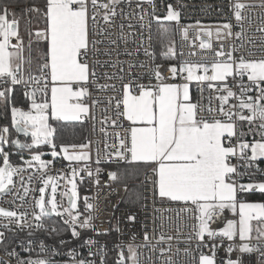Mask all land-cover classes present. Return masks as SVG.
<instances>
[{
    "label": "snow or ice",
    "instance_id": "snow-or-ice-1",
    "mask_svg": "<svg viewBox=\"0 0 264 264\" xmlns=\"http://www.w3.org/2000/svg\"><path fill=\"white\" fill-rule=\"evenodd\" d=\"M120 0H108L107 3H98V0H44L43 6L31 4L22 8L21 15L36 13L42 16L44 28L35 31L37 42L43 41L45 49L39 59L43 63L38 64L37 74L32 71V32H28L27 53L25 56V38L20 32L21 17L11 10L7 3H0V103L6 108L10 105L11 127L16 132H22L29 142H21L18 139H10L9 127H0V195L11 193L15 187L14 177L21 172L36 167L38 171L45 169L51 160L42 159V153L37 146L48 145L51 148V156L57 157L63 154V159L69 162L88 161L90 155L85 151L88 144H61L54 141L55 129L49 123L50 118L57 121H78L89 114V105L83 102L88 96L89 83L101 90H113L116 84L97 83L98 73L96 67H115L111 60L89 61V56H112L109 49L97 48L99 44H115V40H94V35H104L108 29L97 22L98 9L103 8L101 19L105 24H111L116 16V5ZM153 8L152 18L156 21L180 20V12L172 4L167 5L166 15L156 16L153 0H140ZM89 4L92 6L89 14ZM228 8L235 25L231 22L218 24L215 29L200 26L196 22L198 32H203L209 37L208 41L201 40V49L212 50L211 38L215 35L219 41V48L215 50L214 59L208 61H183L177 67L170 65L168 68L171 78L181 83H166L165 77L159 71V65L152 70V76L157 81L155 84H143L139 82L136 74L129 72L131 79L125 82L124 75L102 73L105 79H119L120 95L109 98L116 100L117 115L130 122L126 132V138L120 140V148L115 151L117 162L120 160L132 162H144L152 168L153 195L167 198L173 202H183L186 207L183 211H192L194 223L192 231L187 237L189 241L195 240L196 247L193 252L184 249L186 256H191L188 264H252V255L257 254L256 260L264 264V202H248L247 197L254 193L264 194V180L249 183L239 182L243 177L255 175L264 170L259 168L258 161L264 160V56L245 57L235 55L236 47L229 45L225 50V41L236 39L243 42L245 35L244 22L251 24V17L244 15V10L254 7L242 3L241 0H233ZM264 9V0L259 5ZM11 17V18H10ZM144 16H140V27L144 28ZM264 25V16L261 17ZM132 27L131 24L128 25ZM150 27V25H149ZM191 27V26H190ZM238 27L239 31H233ZM120 41H125L124 25H120ZM98 29V31L96 30ZM169 28L161 27L159 30L160 42L163 46L168 40ZM187 38L188 28L182 29ZM257 31L264 33V26ZM151 38V37H150ZM199 38V37H198ZM142 43V41H141ZM249 44L254 41L249 38ZM243 47V43L240 44ZM264 47V43H262ZM131 56L132 52H126ZM119 55V53H117ZM145 55L153 57L154 53L145 49ZM162 56H175L174 47L169 44ZM122 61L116 64L122 65ZM27 65V67H25ZM134 65L129 64L131 69ZM143 67V63L140 65ZM119 71L123 73L121 66ZM229 77L239 81L237 87L239 93L229 87ZM247 78V83L244 78ZM192 82L207 83L210 90L222 92L217 97L218 106H211L212 98L209 97L208 106L202 108L198 103H193L190 95ZM24 86L23 95L30 101L27 110L15 106L12 101L17 86ZM203 89H201V92ZM42 94V101L38 102L37 94ZM252 93H255L253 95ZM230 98L237 103L225 110ZM99 100H93V106ZM122 106V110H121ZM217 113V115H202V113ZM113 124L116 122L113 121ZM247 124V132L240 130V126ZM251 136L252 139H246ZM11 144L17 149L30 150V159H20L23 164L13 165L10 161L11 152L6 151L4 145ZM59 147V151L57 148ZM72 151H69V149ZM79 149V151H77ZM111 158V157H110ZM232 158L239 163L233 164ZM99 163V161H97ZM243 168V171L239 169ZM255 171H252V169ZM100 170L97 169V172ZM79 170L72 169L73 179L68 181L70 190L63 193L68 197V207L59 211V205L55 200L57 185L53 177L44 180V185H50L53 196L46 198L45 187L39 188L40 196L35 199V208L38 213H33L37 221L36 228H42V220L55 213L63 217L65 213L68 219L63 224L70 229L72 238H81L82 234L77 229L93 230V205L85 198V214L78 210V191L75 177ZM88 175L91 177L92 172ZM110 180H117V172H109ZM23 180V177H21ZM31 180V177L29 178ZM81 180L83 177L81 176ZM96 183H99L97 180ZM28 188L24 187L25 199ZM127 190V186H126ZM225 209H230L234 214L233 219L224 221L222 227L212 228L210 223L213 215L222 214ZM27 213L18 212L0 207V219L7 223L0 227L12 231L10 225L16 227L27 226ZM128 221L134 222L135 215H128ZM255 222V224H254ZM54 226L51 231L59 233L64 231ZM116 226V231H119ZM31 234V233H30ZM99 234V233H97ZM6 238L4 231H0V242ZM147 241L148 235L144 234ZM165 239L164 236L160 237ZM167 239H171L168 237ZM219 239L220 244L215 243ZM225 256L217 260V249L224 246ZM238 239V242H237ZM67 241L60 240L62 246ZM98 241L92 238L84 239L83 244L88 247L90 257L97 255L92 252V246ZM31 244V242H29ZM46 245L41 242L40 253L35 258L31 254L25 259H17L16 264H59L53 259L55 255H62L56 249L51 254L46 252ZM128 255L120 253L118 264H140L139 253L131 244L127 246ZM209 248V253L204 251ZM104 246H100V264H105L103 256ZM9 258L18 254L13 248L4 249ZM31 253V247L25 248ZM166 249L161 248L162 255ZM193 253H198L195 255ZM67 255L71 257V264H95L91 259H77L75 249ZM0 264H9L0 260ZM63 264H68L64 261ZM165 264H173L171 257Z\"/></svg>",
    "mask_w": 264,
    "mask_h": 264
},
{
    "label": "built area",
    "instance_id": "built-area-1",
    "mask_svg": "<svg viewBox=\"0 0 264 264\" xmlns=\"http://www.w3.org/2000/svg\"><path fill=\"white\" fill-rule=\"evenodd\" d=\"M108 0H98V3H107ZM233 0H153L155 5V15L164 16L167 12V5L172 4L180 12L179 22H175V65L178 67L183 61H208L211 62L214 59L215 50L219 48V41L215 35L212 36L211 42L213 44L212 50L201 49L199 47L202 38L209 37L198 32V26L196 22L200 21V26L205 28H212L213 30L218 24L225 22H231L235 25V19L231 15V11L228 8V4ZM242 3L253 5L254 7L244 10V15L251 17V24L245 20L244 28L245 35L244 40L231 39L225 41V50H228L229 45L236 47L235 55L237 58L243 54L245 57H261L264 56V33L257 31L258 27L264 26L261 23V17L264 16V9L259 7L261 0H241ZM140 0H120V3L116 5V16L112 19L111 24H105L101 19L104 12L103 8L98 9L97 22L108 31L104 35H94V40H115V44H99L97 48L104 50L109 49L112 51V56H89V61L93 60H111L115 67H96L98 73L97 83L99 84H116L117 88L113 90H101L89 83V95L85 97L87 105H89V114L83 116L82 121L87 126V137L84 144H88V148L85 151L89 152L90 159L88 161L69 162L63 159V154L60 153L57 157H48V160L53 161L45 169L38 171L36 167L27 169L14 177L15 187L11 193L0 195V207L16 210L18 212H26L27 226L18 228L13 223L10 225L12 231L0 227V231H4L5 234L10 232L12 234H22L24 236L17 238L13 244L8 248H13L17 252L16 257L9 258L5 250L0 249V260L8 261L9 264H16L17 259H25L30 254L33 258L40 253V245L43 242L46 245V252L51 254L53 249H56L62 255H55L53 259L63 264L64 261H68L71 264V257L67 253L75 249L77 253V259H91L95 261V264H100V246L103 245V256L105 264H118L120 260V253L123 252L125 256L128 255L127 246L131 244L137 249L139 253L140 264H165V261L171 257L173 264H188L191 260V256H186L184 249H189L190 252L196 247L195 240L189 241L187 237L192 231V225L195 222L193 219L192 211H183L186 207L183 202H173L168 199H162L158 195H153L152 185V169H147L141 178V201L137 206L121 207L120 202L125 195L124 185L111 182L108 173L111 165L128 164L131 163L130 157L128 161L120 160L117 162L115 157V151L120 148V140L126 138V132L130 125L126 122L125 118L117 115L116 100L109 98L118 97L120 95L119 85L121 81L117 79L108 80L99 75L102 73L124 75V80L131 79L128 75L132 72L137 75L139 82L143 84H155L157 81L152 76V70L156 65H159V71L168 81L170 73L168 68L170 63L162 62L157 63L155 55L154 58L145 55V49L154 53V24L155 19L152 18L153 8L147 3H141V7L137 8V4ZM92 6L89 4V14L91 15ZM144 16V28L140 27V16ZM123 24V32L125 33V41H120L121 28ZM132 27L129 28L128 25ZM150 25V27H149ZM191 26V27H190ZM188 28L187 38H185L182 29ZM98 31V29H96ZM238 27H234L233 31H239ZM151 37V38H150ZM199 37V38H198ZM251 38L254 44H249L248 40ZM142 41V43H141ZM243 43V47L240 44ZM126 52H132L131 56L126 55ZM119 53V55H117ZM28 53L25 52V56ZM117 61H122V65L116 64ZM40 63H43L41 61ZM134 65L131 69L129 64ZM143 63V67H141ZM123 67V73L119 71L120 67ZM27 67V65H25ZM32 67V65H31ZM33 74H36L33 72ZM38 75V73H37ZM183 82V78L177 80ZM239 81L233 80L229 77V87L233 91L239 93V88L236 86ZM244 82L247 83V78H244ZM194 92L193 103H198L202 108L208 106L209 97L212 98L211 106L217 108V97L222 94L215 90H210L207 87V83L200 84L198 82H192L191 85ZM16 89L24 92V86H17ZM15 89V90H16ZM201 89L203 91L201 92ZM255 95V93H252ZM38 102L42 101V94H37ZM93 100H99V103L93 106ZM13 101V99H12ZM237 103L234 98H230L226 111L229 110L231 105ZM30 104V102H29ZM22 105H15L24 110L29 107ZM122 110V106H121ZM9 116L10 105L8 106ZM202 115H217V113L204 112ZM51 118L49 120V123ZM116 123L113 124L112 122ZM20 141L29 142L28 138L20 137ZM45 149H51L48 145ZM59 146V145H58ZM39 147V146H37ZM24 153L30 151L28 149H22ZM59 151V147L57 148ZM69 151H72L70 148ZM79 151V149H77ZM111 157V158H110ZM99 161V163L97 162ZM232 163H239L236 158H232ZM259 168L264 170V160L258 161ZM79 170V175L76 176L77 190L79 197L77 199L78 210L85 214V198H88V202L93 205L91 215L93 216L92 223L95 226V231L77 229L81 232V238H72L70 229L63 224L64 219H68L67 214L61 218L52 214V216L44 217L42 220L43 227L36 228L37 221L34 219L33 213H38L39 209L35 208V199L39 198V188L44 185L43 181L47 178L53 177L57 185V191L55 193V200L59 205L58 210L63 211L68 207V197L64 196L65 191L70 190V184L68 181L72 175V169ZM97 169L100 171L97 172ZM243 171V168L239 169ZM92 172V176L88 175V172ZM252 171H255L253 168ZM81 176L83 180H81ZM23 177V180H21ZM31 177V180L29 178ZM264 178L260 172H256L255 175L245 176L239 182L255 181L257 179ZM99 183H96V181ZM24 187H27L28 193L24 200L19 199V196L24 195ZM128 215H135L134 222H130L127 219ZM49 218L56 219L63 226L62 229H66L67 235H60V237L53 238L51 236V229L55 226L53 223H49ZM229 218L228 210H224L222 214L216 213L213 215V220L210 223L212 228L222 227L224 221ZM7 223L6 220L0 219V224ZM119 226V231H116V226ZM58 227V226H57ZM31 233V234H30ZM99 233V234H97ZM147 233L148 240L145 241L144 234ZM58 234H62V231ZM164 236L165 239L161 240L160 237ZM171 237V239H167ZM92 238L98 243L92 246L91 250L97 255L90 257L88 255V247L83 244L84 239ZM60 240L67 241L66 246L60 244ZM31 242V244H29ZM238 242V239H237ZM215 243L220 244V240L217 239ZM228 241L225 239L224 246L217 249V260L225 256L224 248L227 246ZM1 244V242H0ZM31 247V253L25 251V248ZM166 249L164 255L161 254L160 249ZM204 251L209 253V248H205ZM198 255V253H193ZM210 254V253H209ZM252 255V264H259L256 260L257 254Z\"/></svg>",
    "mask_w": 264,
    "mask_h": 264
},
{
    "label": "trees",
    "instance_id": "trees-1",
    "mask_svg": "<svg viewBox=\"0 0 264 264\" xmlns=\"http://www.w3.org/2000/svg\"><path fill=\"white\" fill-rule=\"evenodd\" d=\"M44 0H0V3H7L11 10L16 12L17 17H21V25L20 32L21 35L25 38V46L27 53V42H28V29L31 23L35 22L39 27L44 28V21L42 16L37 15L36 13L31 14H23L21 15L22 8L26 6H30L31 4H36L37 6H43ZM11 18V17H10ZM161 27L169 28L168 40H166L165 44L162 46L160 42V34L159 30ZM154 54L157 63H170L173 64L176 62L175 56H162L161 52L166 50V47L171 44L175 50V24H170L166 21H156L154 24ZM33 39V51H32V71L34 73L37 72V66L40 64L42 60L39 59L40 54L38 53L36 56V51L45 49L44 42H37L32 36ZM13 103L15 105H22L27 107L29 104V100L23 95V93L16 89L13 94ZM51 126L55 129L54 141L57 145L66 144H81L86 142L87 137V126L82 121H57L51 120ZM8 126L9 127V137L13 139L16 136L15 129L11 127V119L9 116L8 107L6 108L4 103H0V127ZM6 151H10L12 154L10 156V161L14 164H20L22 161L20 159L21 154H24L22 149H17L15 146L8 144L4 145ZM45 146H39V150H43ZM262 161V160H261ZM260 162V161H259ZM109 168H113L118 173V179L114 181V183L124 185L125 187V195L123 200L120 202L119 206L128 207V206H137L141 201V178L143 173L147 170L146 165L143 164H118L111 165ZM264 179V178H261ZM259 180V179H257ZM127 186V190H126ZM247 201L250 202H264V194L254 193L247 197ZM49 223H53L55 226L63 228L61 223L56 219L49 218ZM65 229V228H64ZM68 232L65 229L62 231V234L51 233L53 238L60 237V235H67ZM24 235L22 234H12L10 232L6 233V238L0 244V249L9 248L13 242Z\"/></svg>",
    "mask_w": 264,
    "mask_h": 264
},
{
    "label": "crops",
    "instance_id": "crops-1",
    "mask_svg": "<svg viewBox=\"0 0 264 264\" xmlns=\"http://www.w3.org/2000/svg\"><path fill=\"white\" fill-rule=\"evenodd\" d=\"M20 25H21V24H20ZM38 29H43V28H42V27H39V26L37 25V23H35V22L31 23V25H30V27H29V29H28V32H29V31L32 32V34H33V36H34V39H35V31L38 30ZM35 40H36V39H35ZM40 42H43V41L41 40ZM38 53H39L40 55H42L43 52H42V50H38ZM170 65H175V63L170 64ZM166 83H177V80H173V79L171 78V74H170L169 79H168V81H167ZM178 83H181V82L179 81ZM190 95H191L192 102H193L194 92H193V88H192V86H190ZM83 102H84L85 104H87L86 101H85V97L83 98ZM82 118H83V117H82ZM51 120H53V119H51ZM81 120H82V119H81ZM125 120H126V119H125ZM78 121H79V120H78ZM126 122L130 125V122H129V121L126 120ZM240 130L247 132V130H248V126H247V124L245 123V124L241 125V126H240ZM246 139L251 140L252 137L249 135L248 137H246ZM130 164H143V165H145L144 162H132V161H131ZM146 167H147V169L151 168V166H146ZM151 169H152V168H151ZM164 199H167V198H164ZM248 202H250V201H248ZM225 210H228V212H229V218H228V219H233V218H234V214H231V213H230V209H225Z\"/></svg>",
    "mask_w": 264,
    "mask_h": 264
},
{
    "label": "rangeland",
    "instance_id": "rangeland-1",
    "mask_svg": "<svg viewBox=\"0 0 264 264\" xmlns=\"http://www.w3.org/2000/svg\"><path fill=\"white\" fill-rule=\"evenodd\" d=\"M163 17V16H162ZM170 24H175L176 21H166ZM203 34V32H201ZM38 54V51H36V54L35 56ZM43 155H42V159L44 160H48V157L51 156V149H43V150H39ZM29 151H26L23 156H24V159H30V156L28 155ZM22 161V160H21ZM12 163V162H11ZM13 165H18V164H14L12 163ZM20 164H23V161L20 163ZM109 172H116L113 168H109ZM73 179L72 175L70 177V180ZM260 180H264V179H259V180H255V181H260ZM111 182H114V180H110ZM75 182H76V177H75ZM249 182H254V181H246V182H241V183H249ZM42 187H45V192H46V198H50L53 196V193L51 191V186L50 185H43ZM70 188H71V185H70ZM78 191V190H77ZM40 196V195H39ZM78 197H79V192H78ZM230 213H232V211L230 210ZM255 224V222H254Z\"/></svg>",
    "mask_w": 264,
    "mask_h": 264
},
{
    "label": "water",
    "instance_id": "water-1",
    "mask_svg": "<svg viewBox=\"0 0 264 264\" xmlns=\"http://www.w3.org/2000/svg\"><path fill=\"white\" fill-rule=\"evenodd\" d=\"M202 40H204V41H207V39L206 38H202ZM16 132V131H15ZM20 137H24V138H28V136L26 137L22 132H16V136L13 138V139H18V140H20ZM50 216H52V214L50 215Z\"/></svg>",
    "mask_w": 264,
    "mask_h": 264
}]
</instances>
